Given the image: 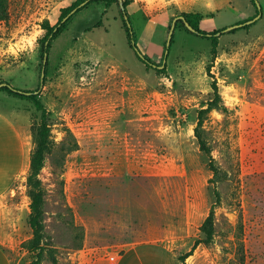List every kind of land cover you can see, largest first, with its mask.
Segmentation results:
<instances>
[{
    "label": "rangeland",
    "instance_id": "374dc122",
    "mask_svg": "<svg viewBox=\"0 0 264 264\" xmlns=\"http://www.w3.org/2000/svg\"><path fill=\"white\" fill-rule=\"evenodd\" d=\"M76 1L10 0L0 21V81L40 88L50 127L38 175L40 264H53V255L70 263L78 250L114 255L145 240L189 253L185 264H239L243 252L244 264H264V0L261 8L252 0H131L137 44L155 66L130 47L119 2H93L52 41L41 87L46 27ZM185 13H200L208 31L257 18L222 34L214 57L211 39L191 32ZM214 81L220 104L201 126L208 154L195 128ZM0 111L27 130L30 163L0 205L22 211L15 231L26 240L16 249H28L32 261L39 250L26 214L28 177L42 111L6 90ZM212 207L214 237L205 242ZM9 212L0 214L3 238L13 232Z\"/></svg>",
    "mask_w": 264,
    "mask_h": 264
},
{
    "label": "trees",
    "instance_id": "16d2710c",
    "mask_svg": "<svg viewBox=\"0 0 264 264\" xmlns=\"http://www.w3.org/2000/svg\"><path fill=\"white\" fill-rule=\"evenodd\" d=\"M9 1L10 0H0V21L6 19L9 14ZM98 1H116L120 4V10L121 14L124 20V28L126 30V34L128 37V42L130 47L135 51L138 59L143 62L146 65L149 66H155V62H153L150 58L146 57L141 49L139 48L136 36L133 30V27L131 25V21L129 18V13L127 10L128 4L131 2V0H77L72 6H70L60 17L59 21L55 25H48L46 28L49 30V33L47 37L45 38L42 48H43V57L45 53H48L50 50V46L52 41L57 38V36L63 31L67 23L70 21V19L79 11H81L83 8H85L87 5L98 2ZM252 2L258 6V0H252ZM186 21L190 23V25L194 28L193 32L196 35H199L203 38L211 39L212 41V54L215 57L217 55L218 50V44H219V38L222 34L227 32V27L214 29L211 31L202 29L199 26V20L202 18V15L200 13H185L184 14ZM173 22V21H172ZM244 24V22H239L238 24ZM186 24V23H185ZM172 25V24H171ZM170 25V28H171ZM167 43V41H166ZM165 43V47L168 49L169 46H167ZM2 83H6L3 84ZM213 88H214V94L215 97L209 101L208 106L206 108H203L200 111V118L197 127L195 128V135L198 139V142L200 144L201 150L205 151L206 153L210 154V148L208 146L207 141L204 139L203 134L201 132V126L203 125V115L209 111H211L213 108H216L219 106V101L221 99V95L218 89L217 83L213 82ZM6 90L13 96L19 97V98H28L32 99L36 105V108L38 110L42 111V121L38 127L37 133H36V148L33 153L32 159H31V173L28 177V185L32 189L31 194V213L29 217V223L33 229V240L34 247L37 248L39 251L37 253V256L35 259H33L28 264H40L42 262V250L43 245H41V241L44 238V189L42 187L41 179L38 177L40 170L42 169L44 165L45 160V154L48 150L49 145V137H50V127L46 120L47 110L43 104V102L40 99V88L31 90V89H21L12 86V84L8 81H0V91ZM211 169L214 172V174H217L218 168L215 166V164L211 163ZM214 214L215 210L214 207L211 208L209 215L205 219L204 223L201 226V230L206 234L205 242L212 241L214 237ZM242 251L244 250L243 247H241ZM189 253L181 255L180 259L184 262L187 258ZM51 261L53 264H59L58 259L56 256L53 255ZM244 264V252L241 255L240 263Z\"/></svg>",
    "mask_w": 264,
    "mask_h": 264
},
{
    "label": "crops",
    "instance_id": "0c3cea01",
    "mask_svg": "<svg viewBox=\"0 0 264 264\" xmlns=\"http://www.w3.org/2000/svg\"><path fill=\"white\" fill-rule=\"evenodd\" d=\"M27 130H21L16 122L6 113L0 111V204H4L6 197L15 191L16 182L25 172L30 158H28L26 142ZM9 212V209L1 207L0 214ZM27 216L31 209L26 210ZM12 234L0 235V264H28L29 250L16 249L26 239L16 236V231L21 225L20 216L22 211L13 207ZM30 238V236L28 237ZM180 253L171 245L161 240H145L131 244L121 251H115L114 255L103 252L83 253L78 250L72 254L70 263L68 260L59 258V264H184L180 259ZM113 257V258H112Z\"/></svg>",
    "mask_w": 264,
    "mask_h": 264
},
{
    "label": "water",
    "instance_id": "95a60500",
    "mask_svg": "<svg viewBox=\"0 0 264 264\" xmlns=\"http://www.w3.org/2000/svg\"><path fill=\"white\" fill-rule=\"evenodd\" d=\"M257 3H258V7L261 8L259 2H257ZM181 18L185 21L187 27H188L190 30L194 31V28L190 25V23H189L188 21H186L185 17H184V16H181ZM256 18H257V17H255V18L252 19V20L247 21L246 23H250V22H252L253 20H255ZM177 19H178V17H175L174 20H173V22H172V25H171V28H170V31H169V35H168V39H167V43H166L167 46H170V44H171V39H172V35H173V32H174L175 27H176V21H177ZM244 24H245V23H244ZM241 25H243V23H242V24H235V25L229 26V27H227V30H230V29H232V28H235V27H237V26H241ZM167 55H168V49H166L164 63H163L162 65H160L159 67H163V66H165V64H166V59H167ZM47 59H48V53H45V55H44V66H43L42 74H41V87H43V85H44V79H45V73H46V65H45V64H46V62H47ZM3 84H6V83H2V85H3Z\"/></svg>",
    "mask_w": 264,
    "mask_h": 264
},
{
    "label": "built area",
    "instance_id": "2783aa9c",
    "mask_svg": "<svg viewBox=\"0 0 264 264\" xmlns=\"http://www.w3.org/2000/svg\"><path fill=\"white\" fill-rule=\"evenodd\" d=\"M113 258V257H112Z\"/></svg>",
    "mask_w": 264,
    "mask_h": 264
}]
</instances>
